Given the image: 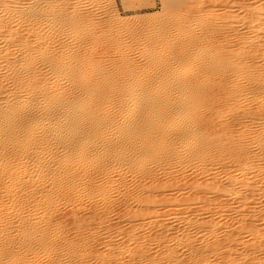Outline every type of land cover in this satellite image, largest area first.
Returning <instances> with one entry per match:
<instances>
[{
	"label": "bare ground",
	"instance_id": "bare-ground-1",
	"mask_svg": "<svg viewBox=\"0 0 264 264\" xmlns=\"http://www.w3.org/2000/svg\"><path fill=\"white\" fill-rule=\"evenodd\" d=\"M101 1L0 0V264H90L108 232L98 264H264V0L144 28Z\"/></svg>",
	"mask_w": 264,
	"mask_h": 264
},
{
	"label": "rangeland",
	"instance_id": "rangeland-1",
	"mask_svg": "<svg viewBox=\"0 0 264 264\" xmlns=\"http://www.w3.org/2000/svg\"><path fill=\"white\" fill-rule=\"evenodd\" d=\"M74 1H76L77 2V0H73V3H76V2H74ZM102 1H103V3H102ZM101 1V4L102 5H104V6H102L103 8H99L98 9V14H99V16L100 17H106L107 15H109V16H111V14L113 15V14H117L118 16H119V18L120 19H122L123 21H126L127 23H126V28H144V26L146 27L147 26V23H148V25L150 24V22L151 23H158V22H160V21H163L164 19H165V13H166V11L168 10V7H169V5L167 4V1L166 0H102ZM200 1H205V3H202V2H200ZM211 1V0H210ZM209 0H189V1H187V0H183L181 3H180V6L179 7H176L175 8V13L179 16V18H182V16H184L186 13H188V11H187V9H191L192 11H193V16L195 17V18H200V16H202V15H204L205 13H207V12H209V11H217V12H221V10H222V12L224 11V10H226L227 11V9H230L231 7H232V1L234 2V0H231V3H230V0H228V1H226V0H223V1H225V3H227V4H225L224 2H222L221 0H218V3H216V5L213 3V1H211L210 2ZM72 3V2H71ZM191 3V4H190ZM224 3V4H223ZM187 4H188V6H187ZM211 4V5H210ZM221 4V5H220ZM82 7H81V11H84V12H89L90 10H91V8H88V7H90V6H88L87 5V3L86 2H82ZM208 7H207V6ZM225 5H226V7H227V5H228V7L226 8L225 7ZM225 7V8H224ZM234 7V6H233ZM232 7V8H233ZM236 8V7H235ZM235 8H233V10L235 9ZM90 9V10H89ZM104 9V10H103ZM206 9H208L209 11H206ZM88 10V11H87ZM100 10V11H99ZM225 11V12H226ZM229 11V10H228ZM216 12V13H217ZM221 12V13H222ZM211 13V12H210ZM104 15V16H102V15ZM107 14V15H106ZM150 19H152V20H150ZM131 21V22H130ZM157 21V22H156ZM229 43H232V44H234L235 43V40L233 39V38H231L230 40H229ZM231 44V45H232ZM230 47V46H229ZM229 47H227L229 50H233V48H229ZM226 48V49H227ZM227 49V50H228ZM257 60V59H256ZM253 150V149H252ZM255 152V151H254ZM263 171H264V166H263ZM262 171V172H263ZM262 174V173H261ZM180 174H174V175H172V180L173 181H171V182H174V181H176V180H178L177 179V177L179 176ZM192 176H194V175H192ZM191 177V175H189V176H187V178H185L182 182H183V184L186 186L187 184H189V181L191 180H193L194 178L192 177V179L190 178ZM161 178V181H163L162 180V177H160ZM196 178V177H195ZM176 179V180H175ZM188 180V181H187ZM187 181V182H186ZM190 181V182H191ZM136 183H138V182H136ZM222 183H224V185H226L225 184V181L224 182H222ZM227 183V182H226ZM135 184V183H134ZM263 185H264V183H262ZM261 184V185H262ZM176 185V184H175ZM262 185V187L264 188V186ZM261 187V188H262ZM124 188V186H123V184H117V185H115L114 186V190H121V189H123ZM172 188V190L171 191H169V192H164V196H168V197H176V195L179 197V199H181L183 196H185L186 194L185 193H188V191H187V189L186 190H184V194H182V192H181V194L179 195L178 194V192H175V191H177L176 190V188H175V186L173 187H171ZM174 189V190H173ZM186 191V192H185ZM133 192H134V190H133ZM172 192V193H171ZM135 193V192H134ZM181 195H183V196H181ZM163 197V196H162ZM262 199V198H261ZM263 200H264V197H263ZM263 200H261V202H264ZM120 202V201H119ZM117 204L119 205V203L117 202ZM260 204H262V203H260ZM261 206V205H260ZM262 206H264V204H262ZM261 206V207H262ZM120 207V209H122L123 207L122 206H118L117 208H116V212H120V210L118 209ZM162 207V206H161ZM264 208V207H263ZM262 208V209H263ZM88 209H90V208H88L87 206L84 208H82L81 210H79V211H77L79 214H77L78 216H83V217H85V214H86V216H87V214H88V212H90V211H88ZM125 209V208H124ZM68 210H71V209H66V208H59V210L57 211V213H56V216H58V219H57V217H55V219H57V220H60V221H63V222H65L67 219H68V217H70L69 215H71V213L70 212H67ZM119 210V211H118ZM123 210V209H122ZM123 211H125V210H123ZM122 211V212H123ZM178 211V210H177ZM176 211V212H177ZM262 211V210H261ZM190 212H192V211H189V215L192 217L191 219H193V220H195L197 217H194V215L192 214V213H190ZM124 213V212H123ZM59 214V215H58ZM68 214V215H67ZM117 214H119V215H117V216H122V214L121 213H117ZM187 215H188V213H186ZM195 214V213H194ZM124 215V214H123ZM193 215V216H192ZM65 218H67L65 221L64 220H62V218L63 217ZM115 217H113V219L111 220V223H110V225L111 226H115V228L117 227V226H119L120 224H119V222L121 221L123 224H125V225H122V227H127L126 226V221H125V219H124V217L126 218V215H124V217H120L121 218V220L119 219V218H116V214L114 215ZM171 217H174V222L172 223V224H170V226H168L167 228H169L170 230H173V232L174 233H176V234H178V232L180 233V228H181V225H182V223H181V221L178 219L179 217H180V214H171ZM63 218V219H64ZM114 218H116V219H114ZM120 220V221H118V220ZM122 219H124L123 221H122ZM127 219V218H126ZM69 220V219H68ZM66 221L67 223L69 222V221ZM115 220V221H114ZM117 220V221H116ZM65 222V224L66 225H68L67 223ZM114 222V223H113ZM64 224V223H63ZM64 224V225H65ZM116 224H119V225H116ZM227 225H229V226H231V227H236L237 226V223H236V220L233 218V219H231L230 221H228L227 222ZM92 226V225H91ZM96 226V225H95ZM114 226H113V229H114ZM121 226V225H120ZM67 227V226H66ZM68 227H70V226H68ZM67 227V228H68ZM91 228H94V226H92ZM195 226H190L189 227V230H188V233L190 234H192L194 231H195ZM162 229V228H161ZM160 229V230H161ZM155 230L156 231H154V229H152V234H153V232L155 233V232H157L158 231V228L156 227L155 228ZM164 230V229H163ZM145 230L144 229H140L139 230V234L140 233H143ZM194 233H201V232H198V231H195ZM106 234V235H105ZM105 234H102V235H99V238L98 239H96V240H98L97 242H96V248H97V251H98V253L97 254H99L100 255V258H98L99 259V261L97 262L96 260H91V261H89V263L90 264H98L101 260V257L103 256L104 257V255L106 254H108V252L111 254L112 253V256H113V258H114V256H116L115 254H114V251L112 252H110V251H108V249L106 248V250L108 251H106L105 250V248L102 246V242L103 241H105L106 240V236H108V234H109V232L108 233H105ZM102 236V237H101ZM105 238H104V237ZM150 236H152V235H150ZM117 242V240L116 241H112L111 242V244L110 245H112L111 247H109V249L111 248V249H113L114 247L116 248L117 246H119L120 244H117L116 243ZM201 243H200V241H197V243H196V246L197 245H200ZM113 247V248H112ZM156 250V249H155ZM153 252H154V250H152ZM151 251V252H152ZM101 254H102V256H101ZM104 254V255H103ZM262 255V254H261ZM263 256V255H262ZM115 258H118V257H115ZM114 262V261H113ZM264 262V261H263Z\"/></svg>",
	"mask_w": 264,
	"mask_h": 264
}]
</instances>
